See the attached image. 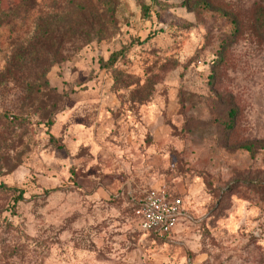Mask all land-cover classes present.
I'll return each instance as SVG.
<instances>
[{
  "label": "rangeland",
  "instance_id": "obj_1",
  "mask_svg": "<svg viewBox=\"0 0 264 264\" xmlns=\"http://www.w3.org/2000/svg\"><path fill=\"white\" fill-rule=\"evenodd\" d=\"M193 262L264 264V0H0V264Z\"/></svg>",
  "mask_w": 264,
  "mask_h": 264
},
{
  "label": "built area",
  "instance_id": "obj_2",
  "mask_svg": "<svg viewBox=\"0 0 264 264\" xmlns=\"http://www.w3.org/2000/svg\"><path fill=\"white\" fill-rule=\"evenodd\" d=\"M182 210L183 201L180 196L162 188H152L140 200L134 214L141 231L170 239L183 217Z\"/></svg>",
  "mask_w": 264,
  "mask_h": 264
},
{
  "label": "trees",
  "instance_id": "obj_3",
  "mask_svg": "<svg viewBox=\"0 0 264 264\" xmlns=\"http://www.w3.org/2000/svg\"><path fill=\"white\" fill-rule=\"evenodd\" d=\"M153 235V234H152ZM154 236V235H153ZM156 237V236H155ZM158 238V237H157ZM159 239H163V238H159Z\"/></svg>",
  "mask_w": 264,
  "mask_h": 264
}]
</instances>
